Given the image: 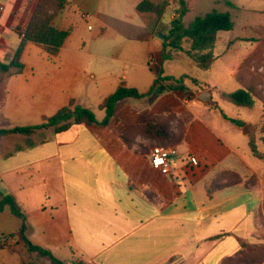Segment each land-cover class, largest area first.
<instances>
[{
    "label": "crops",
    "instance_id": "obj_1",
    "mask_svg": "<svg viewBox=\"0 0 264 264\" xmlns=\"http://www.w3.org/2000/svg\"><path fill=\"white\" fill-rule=\"evenodd\" d=\"M38 1L0 0L1 62L12 60ZM68 1L52 20L55 28L69 31L59 53L51 56L43 45L29 42L22 72L0 73V129L41 125L71 101L94 113L99 109L102 117L95 114L102 121L100 104L120 86L146 95L161 69L163 76L184 75L166 71L162 57L160 35L178 17L176 0H169L161 18L139 12L143 0ZM93 20L99 24L96 34ZM221 33L213 68L195 70L202 89L186 80L183 90L163 87L152 102L157 89L142 99H123L102 128L81 125L57 133L47 127L31 136L1 139L0 200L11 195L20 204L34 245L64 264H220L241 249L240 240L257 226L255 190L241 183L209 198L205 179L217 168L246 179V125L225 119L221 105L227 101L223 93L240 88L236 74L255 48L214 83L212 72L238 40H228L218 53ZM230 79L238 88L218 90ZM206 92L210 100L202 98ZM186 113L190 120L177 144L165 146L138 134L128 145L123 138L132 127L157 117ZM179 124L178 119L170 122L172 133H178ZM154 146L177 150L170 174L151 165ZM20 225L8 207L0 212V264H25L15 246L22 243L9 237Z\"/></svg>",
    "mask_w": 264,
    "mask_h": 264
},
{
    "label": "trees",
    "instance_id": "obj_2",
    "mask_svg": "<svg viewBox=\"0 0 264 264\" xmlns=\"http://www.w3.org/2000/svg\"><path fill=\"white\" fill-rule=\"evenodd\" d=\"M68 0H39L32 18L25 30L19 46L9 63L0 61V73L14 75L20 74L24 68L21 57L25 46L29 42L43 45L47 53L55 56L59 53L62 45L69 36V31L59 30L52 25L54 17L68 4ZM231 6L230 3H227ZM169 6V0L153 1L143 0L137 10L143 14H151L157 18H161ZM176 12L178 17L174 19L170 28L165 33L163 42V62H171L184 56L189 59L195 66L197 72L209 71L215 65L218 57L216 55V42L220 32H229L233 29L234 23L229 12H218L212 10L202 16L195 17L190 23H184V17L188 12L185 0H176ZM256 54V55H255ZM258 59L261 56L259 51L254 52L246 59L236 74V81L240 88L234 92L223 93L224 98L236 107L253 109L257 102L263 105V113L260 124L256 127L255 133H250L249 149L252 155L264 161V93L257 86V80L254 75L247 77L241 74L242 69L253 56ZM163 69L155 79L154 85L148 94H141L135 88L120 86L114 93L106 97L99 108L105 112L102 121H98L96 114L88 108L80 107L71 101L69 105L60 110L54 116L44 118L43 124L38 126L16 127L14 129H0V141L3 137L10 134H22L31 136L39 130H45L47 127L52 128L55 132L60 133L69 130L73 126L91 125L97 127H106L111 122L114 110L118 102L123 99H142L151 95L158 87H167L170 90H183L182 87L186 80L191 81L199 86L198 76L183 75L180 78L163 76ZM201 89V85L199 86ZM222 116L228 119L238 127H244L245 122L239 119L228 118L224 113ZM178 119V133H172L170 130V122ZM190 120L188 113L177 116L169 114L167 116L157 117L155 121H149L144 125L132 127L124 133L123 138L132 144V138L135 135H142L154 140L165 146H170L180 142L184 136V130ZM44 135L41 140L44 141ZM248 180H244L238 173L230 170L215 169L210 177L205 179V187L209 198L221 191L238 184L244 183L247 188H251L247 184ZM9 208L14 216L20 221L19 229L9 235L15 241L23 244L25 249L30 253H36L40 258L47 259L50 264H64L54 257V255L42 247L34 245L27 237L26 216L22 207L11 195H4L0 200V212L5 208ZM241 249L233 256L223 259L220 264H244L248 257L246 249L249 245L240 240Z\"/></svg>",
    "mask_w": 264,
    "mask_h": 264
},
{
    "label": "rangeland",
    "instance_id": "obj_3",
    "mask_svg": "<svg viewBox=\"0 0 264 264\" xmlns=\"http://www.w3.org/2000/svg\"><path fill=\"white\" fill-rule=\"evenodd\" d=\"M191 10L185 17V22H191L195 17L202 16L212 10L218 12H229L234 23V29L231 32L220 34L218 41V53L224 52L225 46L230 39H236V44L231 47L232 51L227 52L223 63L219 62L216 70L212 72L211 81L217 83L224 75L231 71V64L243 60L247 54L254 50L259 51L261 56L257 59L256 54L246 63L241 74L250 77L254 75L257 80V86L264 93V0H188ZM227 3H230L229 6ZM164 22H167V18ZM94 25V33L99 32V24L96 21L91 22ZM246 38V39H245ZM158 39V37H157ZM258 42V44H256ZM179 59V58H178ZM176 59V60H178ZM180 62L171 61L165 64V70L176 75L195 76L194 64L184 56H180ZM218 90H235L238 84L230 79L217 85ZM98 117H102L99 109H94ZM221 111L231 117L242 119L245 122L248 134L255 133L256 127L259 126L263 105L257 102L253 109L236 107L229 101L223 102ZM42 131V130H39ZM43 132V136H44ZM247 146L240 147L245 150ZM260 148H264L260 144ZM246 159V165H243V172L247 174L245 180L247 184L255 190L258 196L257 208V226L254 233L244 240L249 247L245 250L248 260L244 264H264V161L254 157L249 151ZM16 246V249L25 262V264H50L47 259L40 258L36 253L28 252L23 244Z\"/></svg>",
    "mask_w": 264,
    "mask_h": 264
},
{
    "label": "built area",
    "instance_id": "obj_4",
    "mask_svg": "<svg viewBox=\"0 0 264 264\" xmlns=\"http://www.w3.org/2000/svg\"><path fill=\"white\" fill-rule=\"evenodd\" d=\"M0 10H3V8L1 7ZM176 153L177 150L173 147L154 146L150 154L151 165L159 168L164 174H170L172 171L170 159L172 156L176 155ZM189 161L192 166L198 165L195 157H190ZM75 264L83 263L77 262Z\"/></svg>",
    "mask_w": 264,
    "mask_h": 264
},
{
    "label": "water",
    "instance_id": "obj_5",
    "mask_svg": "<svg viewBox=\"0 0 264 264\" xmlns=\"http://www.w3.org/2000/svg\"><path fill=\"white\" fill-rule=\"evenodd\" d=\"M161 39L164 38V35H160ZM163 89V87H158L157 90L152 94V96L150 97V101L152 102L153 100H155L158 96V93ZM202 98L204 100H210V94L209 92H206Z\"/></svg>",
    "mask_w": 264,
    "mask_h": 264
}]
</instances>
